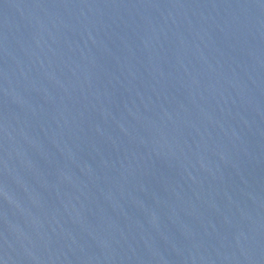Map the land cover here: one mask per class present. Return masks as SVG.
<instances>
[{
  "label": "water",
  "instance_id": "water-1",
  "mask_svg": "<svg viewBox=\"0 0 264 264\" xmlns=\"http://www.w3.org/2000/svg\"><path fill=\"white\" fill-rule=\"evenodd\" d=\"M0 264H264V0H0Z\"/></svg>",
  "mask_w": 264,
  "mask_h": 264
}]
</instances>
